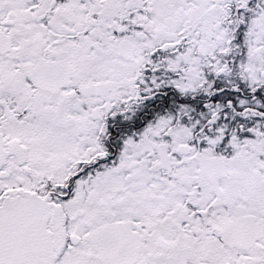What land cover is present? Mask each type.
Instances as JSON below:
<instances>
[{
  "label": "snow or ice",
  "instance_id": "6c2138e0",
  "mask_svg": "<svg viewBox=\"0 0 264 264\" xmlns=\"http://www.w3.org/2000/svg\"><path fill=\"white\" fill-rule=\"evenodd\" d=\"M0 264H264V0H0Z\"/></svg>",
  "mask_w": 264,
  "mask_h": 264
}]
</instances>
